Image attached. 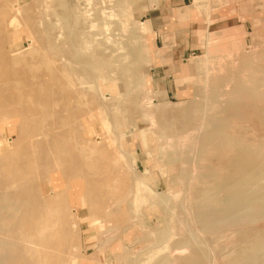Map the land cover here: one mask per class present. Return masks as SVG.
Returning <instances> with one entry per match:
<instances>
[{
	"label": "rangeland",
	"instance_id": "obj_1",
	"mask_svg": "<svg viewBox=\"0 0 264 264\" xmlns=\"http://www.w3.org/2000/svg\"><path fill=\"white\" fill-rule=\"evenodd\" d=\"M263 40L264 0H0V180L47 166L57 184L42 193L38 178L37 194L55 196L46 216L68 222L55 223L63 235L40 231L45 246L20 239L26 256L38 264H230L245 248L240 235L264 234V214L244 223L209 218L205 227L192 199L214 181L200 177L212 166L200 147L211 123L227 117L232 137L264 134V105L231 96L254 81L264 91ZM241 99L253 114L234 121L224 109ZM227 165L215 177L237 167ZM256 181L264 185V173ZM189 254L195 261L186 263ZM241 264H264V254Z\"/></svg>",
	"mask_w": 264,
	"mask_h": 264
},
{
	"label": "bare ground",
	"instance_id": "obj_2",
	"mask_svg": "<svg viewBox=\"0 0 264 264\" xmlns=\"http://www.w3.org/2000/svg\"><path fill=\"white\" fill-rule=\"evenodd\" d=\"M264 42V40H263ZM263 48V47H262ZM2 52V51H1ZM5 52V51H4ZM3 55V54H2ZM6 55V54H5ZM1 60V59H0ZM25 60V59H24ZM250 60V59H249ZM261 60V59H260ZM264 60V59H263ZM262 60V61H263ZM243 61V60H242ZM245 61L247 62L248 59H245ZM251 62L253 61L252 59L250 60ZM246 62L245 65L246 66ZM2 63V62H1ZM250 63V62H249ZM260 63V62H259ZM244 64V63H243ZM251 64V63H250ZM261 64V63H260ZM259 64V65H260ZM6 65V64H5ZM258 65V64H256ZM259 67V66H258ZM11 68V67H10ZM14 68V66H13ZM16 68V67H15ZM243 67H241L242 69ZM254 68V67H253ZM240 69V70H241ZM248 70V69H247ZM258 70V69H257ZM44 71V70H43ZM75 71V70H74ZM80 71V69H79ZM231 71V70H230ZM252 72V69L250 70ZM10 72V71H9ZM21 72V70L19 71ZM24 72V71H23ZM22 73V72H21ZM26 73V71H25ZM231 73V72H230ZM240 73V72H239ZM245 73V72H244ZM11 74V73H10ZM29 74V73H28ZM39 74V73H38ZM59 74V73H58ZM20 75V74H19ZM35 75V74H33ZM60 75V74H59ZM22 76H25L24 74ZM38 76V75H37ZM45 76V75H44ZM239 76V75H238ZM57 77V76H56ZM242 77V76H240ZM248 77V76H247ZM28 78V77H27ZM46 78V77H45ZM16 79V78H15ZM24 79V78H23ZM55 79V78H54ZM245 79V78H244ZM253 79V78H252ZM43 80V79H42ZM62 80V77H61ZM71 80V79H70ZM255 80V79H254ZM257 80V79H256ZM23 81V80H22ZM30 81V80H29ZM54 81V80H53ZM51 82V81H50ZM248 82V81H247ZM252 82V81H251ZM251 82H248L251 84ZM46 83V82H45ZM44 83V84H45ZM57 83V81H55V84ZM237 83V82H236ZM242 83L244 84V82L242 81ZM241 83V84H242ZM29 86V83H26ZM25 84V85H26ZM39 84V83H37ZM60 84V83H58ZM239 83H237L236 85H238ZM240 84V85H241ZM253 88H250V85L248 84L247 88H243L241 87H237L234 88L233 90V94L231 95L233 98L234 96H243L245 94H249L250 96L254 97L257 101H260L263 105H264V91L261 90V88L259 89V81H254L252 82ZM32 85V84H31ZM46 85H48L46 83ZM45 88L49 89V87L47 86ZM246 85V83L244 84ZM57 86V85H56ZM59 86V85H58ZM20 87V86H18ZM41 87L43 88L44 85H41ZM246 87V86H244ZM27 88V86H26ZM41 88V90H43ZM44 88V89H45ZM20 89V88H19ZM28 89V88H27ZM55 89V88H54ZM70 89V88H69ZM12 90V89H11ZM32 90V89H31ZM30 90V91H31ZM33 90H36L33 89ZM57 90V89H56ZM13 91V90H12ZM37 91V90H36ZM204 91V90H203ZM47 92V90H46ZM50 92V91H48ZM32 93V92H30ZM42 92H39V94ZM35 94V92H34ZM54 94V93H53ZM22 95V94H21ZM32 95V94H31ZM38 95V94H37ZM43 95H44V90H43ZM46 95V93H45ZM45 95L43 97H45ZM26 96V95H25ZM40 96V95H39ZM48 98L50 97V94H47ZM2 97V96H1ZM66 97V95H65ZM7 98V97H6ZM16 98V97H15ZM14 98V99H15ZM24 98V97H23ZM47 98V97H45ZM44 98V99H45ZM229 98V97H228ZM231 98V97H230ZM238 99V97H236ZM66 99V98H65ZM68 99V97H67ZM74 99V98H73ZM235 99V98H234ZM243 99V98H242ZM241 99V100H242ZM245 99V98H244ZM21 100V99H20ZM19 100V101H20ZM24 100V99H23ZM46 100V99H45ZM246 100V99H245ZM33 101V100H32ZM37 101V99L35 100ZM39 101V99H38ZM37 101V103L39 104V102ZM41 101H43V99L41 98ZM211 101V100H210ZM247 101V100H246ZM251 102V101H250ZM254 102V101H253ZM15 103V102H14ZM19 103V102H18ZM46 103V102H45ZM76 103V102H75ZM216 103V102H215ZM247 103V102H246ZM245 103L244 100L242 101H234L233 103H229L228 105L225 106V113L224 114H228L229 116L231 115L232 118H234V121L236 120H242L245 117H249L252 114L248 113L247 111L249 110V106ZM252 103V102H251ZM33 104V103H32ZM42 104V106H43ZM249 104V103H248ZM17 105V104H16ZM41 105V104H39ZM46 105V104H45ZM40 106V108L42 107ZM173 106V105H172ZM9 107V106H8ZM224 107V106H223ZM222 107V108H223ZM264 107V106H263ZM14 108V107H13ZM64 108V107H62ZM5 109V108H4ZM169 109V108H168ZM248 109V110H247ZM251 109V108H250ZM257 109V108H256ZM46 110V109H45ZM120 110V109H119ZM223 110V109H222ZM168 111V110H167ZM197 111V110H196ZM217 111V109H216ZM254 111V110H253ZM3 112V111H2ZM33 112V111H30ZM42 112V111H40ZM264 112V111H262ZM223 113V112H222ZM223 115V119L225 118L224 114ZM251 114V115H247ZM258 113V112H257ZM256 113V115H257ZM17 114V113H16ZM15 114V115H16ZM28 114V113H27ZM58 114V113H57ZM60 114V113H59ZM91 114V113H90ZM260 114V113H259ZM64 115V114H63ZM26 116V115H25ZM31 116H33L31 114ZM37 116V115H36ZM41 116V115H40ZM80 116V115H79ZM168 116V115H167ZM16 117V116H15ZM18 117V116H17ZM23 117V115H22ZM208 117V116H207ZM25 118V117H24ZM65 118V117H63ZM251 118V117H250ZM19 119V118H17ZM35 119V118H34ZM59 119V118H58ZM62 119V118H61ZM222 119V118H221ZM220 119V120H221ZM222 119V120H223ZM227 117L224 119L226 121ZM256 119V118H255ZM40 120V119H39ZM228 120V119H227ZM249 120V119H248ZM248 120L246 122H248ZM223 121H218V122H213L211 124H209L211 126V129H209L210 131L207 132L206 134H201L203 135L202 138V146L201 149H203V152L206 153V157L208 158V156L211 159V163L212 166L209 168L208 172H206L207 170H205V174L203 172V175L200 176L203 179L207 178H212L213 184L209 183L207 184V182L203 183L204 186L206 185V187L202 188L201 190H197L194 191L192 194V199L193 201H198V203L200 204V208L198 209V207H196L199 210V214L201 219L203 220L202 225L203 226H210L211 223L209 222V218H213V220L217 223V220L220 224V219H231L233 222H240V221H250L252 219H256L258 217H262L264 214V185H261V183H257L260 181H256L257 176L262 175L264 173V134L261 135V137H258V134L255 133V135L258 137H256L255 139H251L250 140L246 137H232V135L229 136V132H227V130H229L227 128V124L226 122ZM230 121V120H229ZM228 121V122H229ZM241 121V122H242ZM63 122V121H62ZM68 122V120H67ZM194 122V121H193ZM245 122V121H244ZM39 123V122H38ZM50 123H52L50 121ZM250 123V122H249ZM206 126H208V123L206 122ZM231 124V123H230ZM245 124V123H244ZM39 125V124H38ZM67 125V124H66ZM201 125V124H200ZM52 126V124H51ZM247 126V125H246ZM256 126V125H254ZM19 127V126H18ZM40 127V126H39ZM77 127V126H76ZM250 127V126H249ZM60 128V127H59ZM62 128V127H61ZM75 128V127H74ZM209 128V127H208ZM253 128V127H252ZM39 129V128H38ZM172 129V128H171ZM207 129V127H206ZM205 129V130H206ZM55 130V129H54ZM174 130V129H173ZM208 130V129H207ZM263 130V129H262ZM33 131V130H32ZM19 132V131H18ZM42 132V131H41ZM205 132V131H203ZM241 132V130L239 131V133ZM261 132V131H260ZM16 133V132H15ZM43 133V132H42ZM81 133V132H80ZM174 133V132H173ZM178 133V132H177ZM176 133V134H177ZM242 133V132H241ZM263 133V132H261ZM38 134V133H37ZM40 134V133H39ZM74 134V133H73ZM15 135V134H14ZM43 135V134H42ZM174 135V134H173ZM184 135V134H183ZM207 135V136H206ZM260 135V133H259ZM175 136V135H174ZM185 136V135H184ZM37 138V137H36ZM170 138V136L168 137ZM199 138V137H198ZM197 138V139H198ZM254 138V137H253ZM263 138V139H262ZM31 139V138H30ZM34 139V138H33ZM46 139V138H45ZM67 139V138H66ZM76 139V138H75ZM36 140V139H35ZM49 140V139H47ZM46 140V141H47ZM70 140V139H69ZM177 140V139H176ZM261 140V141H260ZM44 141V140H43ZM106 141V140H105ZM33 143H35L34 141H32ZM61 142V141H60ZM108 142V141H107ZM45 143V142H44ZM200 143V142H199ZM31 145V143H28ZM37 144V143H36ZM64 144V143H63ZM72 144V143H71ZM34 145V144H33ZM40 145V144H39ZM51 145L53 146V149L55 152L60 154V148L62 147V145L58 142L55 141V139L51 140ZM66 145V144H65ZM112 145V144H111ZM36 146V145H35ZM33 146V147H35ZM10 147V146H9ZM32 147V146H31ZM46 147V146H45ZM67 147V146H66ZM199 147V148H200ZM71 148H73L71 146ZM187 148V147H186ZM36 149V148H35ZM190 149V147H189ZM32 150V149H31ZM178 150L180 151V155L184 156L187 158V156L190 154L187 153L185 155H182L181 152L182 149L180 150L178 148ZM185 150V149H184ZM188 150V149H186ZM205 150V151H204ZM17 151V150H16ZM28 151V150H27ZM48 151V150H47ZM50 151V150H49ZM71 151V150H70ZM189 151V150H188ZM3 152V151H2ZM32 152V151H31ZM36 152V151H35ZM75 152V151H74ZM172 150H171V154H172ZM201 152V153H203ZM25 153V151H24ZM70 153V152H68ZM81 153V152H80ZM179 153V152H178ZM34 155V153H32ZM31 154V155H32ZM37 154V152H36ZM1 155V154H0ZM51 155V154H50ZM69 155V154H68ZM66 155V156H68ZM83 155V154H81ZM65 156V155H64ZM172 156V155H171ZM179 156V155H178ZM202 156V155H201ZM24 157V156H23ZM30 157V156H29ZM69 158H71L69 156ZM84 158V156H83ZM173 158V157H172ZM180 158V157H179ZM200 158V157H199ZM25 159L26 156H25ZM31 159V158H30ZM87 159V158H86ZM175 158L172 159V161ZM202 159V158H201ZM35 160H38L37 158ZM53 160V159H52ZM106 160V159H105ZM186 160V159H183ZM206 160V159H205ZM182 161V160H181ZM34 162V160H33ZM32 162V163H33ZM54 162V161H53ZM64 162V161H63ZM71 162V161H70ZM68 162V163H70ZM85 162V161H84ZM184 162V161H183ZM229 162L234 163V166L236 167L235 170H228V167H226L228 170L226 172V175L223 178L220 177H215L214 175V169L219 165L220 169H222L221 167L223 166H228L227 164ZM37 163V162H35ZM34 163V164H35ZM94 163V162H93ZM7 164V162H6ZM33 164V165H34ZM71 164V163H70ZM87 164V163H85ZM89 164V163H88ZM205 164V163H204ZM210 164V161H209ZM16 165V164H15ZM37 165V164H36ZM66 165V164H65ZM68 165V164H67ZM74 166V165H73ZM94 166V165H93ZM187 166V164H186ZM15 167V166H14ZM70 167V166H69ZM65 166L62 169V172L60 174L61 175H65L66 174H71L74 167H70ZM88 167V166H87ZM182 167V166H181ZM180 167V168H181ZM193 167V166H192ZM200 167V166H199ZM209 167V166H208ZM233 167V164H232ZM35 168V167H33ZM69 168V169H68ZM85 168V167H84ZM184 168V167H183ZM188 168V167H187ZM234 168V167H233ZM43 169V168H42ZM46 170H39L35 171L33 170L30 166L25 167L20 173H18L15 176H10V177H5V179L0 180V234H4L6 236H9L11 239H8L7 241H5L3 238H0V264H38L39 261L38 259H30L29 257L26 256V253L28 248L24 247L23 245H19L18 241L20 239L22 240H29L30 242H32L34 245V247L37 246H45L48 243V240H46V237L41 238L40 235V231L41 230H47V232H51V233H55L56 235H63L64 234V230H62L61 228H56L55 223H58L60 227H66V225L68 224L67 220L65 217H61L56 220L53 219L49 216H46V212H48L47 210V205L50 204V202L53 201L54 197H48L46 195V199L43 198V200H41V198L38 196L37 192L39 193L40 191L37 190L36 188V182H38V178H44L45 182H44V186L41 188V192L44 193L47 191H49V189H51L52 186H54L56 183V180L53 179L49 174L48 171V167L46 166L45 168ZM185 169V168H184ZM207 169V168H206ZM14 170V169H13ZM90 170V169H89ZM120 170V169H119ZM129 170V169H128ZM204 170V169H203ZM219 169L216 168V171H218ZM224 170V168H223ZM225 170V171H226ZM77 171V170H76ZM101 171V170H100ZM183 171V169H182ZM185 171V170H184ZM214 171V172H213ZM90 172V171H89ZM199 172V173H200ZM219 172V171H218ZM78 173V172H77ZM86 173V172H85ZM94 173V172H93ZM99 173V171H98ZM101 173V172H100ZM91 174V172L89 173V175ZM11 175V174H10ZM87 175V174H86ZM87 175V176H89ZM99 175V174H98ZM101 175V174H100ZM120 176V175H119ZM123 176V175H122ZM141 176V175H140ZM198 176V175H197ZM218 176V174H217ZM249 176V177H248ZM63 177V176H61ZM67 177V176H66ZM75 177V176H74ZM199 177V179L201 180V178ZM262 177V176H261ZM3 178V176H2ZM260 178V177H259ZM61 179V178H58ZM87 179V178H86ZM116 179V178H115ZM37 180V181H36ZM43 180V181H44ZM42 181V180H41ZM42 181V182H43ZM67 181V180H66ZM100 181V180H99ZM105 181V180H104ZM129 181V180H127ZM131 181V180H130ZM211 181V179H210ZM68 182V181H67ZM87 184H90V182L87 180L86 181ZM109 182V181H108ZM95 183V182H94ZM97 183H100L97 181ZM133 183V182H132ZM39 184V183H37ZM102 184V183H101ZM108 184V183H107ZM79 185L81 186V181L77 184V186L79 187ZM104 185V184H103ZM139 185V184H138ZM39 186V185H38ZM92 186V185H91ZM98 186V185H96ZM101 185L99 184L98 187H100ZM111 186V185H109ZM113 186V185H112ZM202 186V185H201ZM85 187V186H84ZM97 187V188H98ZM140 187V186H139ZM48 188V189H46ZM83 188V187H82ZM96 188V189H97ZM102 188V187H100ZM125 188V187H124ZM132 188V187H131ZM52 190V189H51ZM107 190V189H106ZM122 190V189H121ZM130 190V189H129ZM180 190V189H179ZM190 190V189H189ZM53 191V190H52ZM98 191V190H97ZM118 191V190H117ZM135 191V190H134ZM96 192V190H95ZM92 190H89L87 193L88 196L91 198H93L94 200H100L101 198L99 197V194L96 192L95 193ZM128 192V191H127ZM177 192V191H176ZM179 192V191H178ZM51 193V192H50ZM105 193V191H104ZM132 193V191H131ZM143 193V192H142ZM141 193V194H142ZM145 193V192H144ZM120 194V192H119ZM149 194V193H148ZM50 196V194H48ZM86 195V194H85ZM106 195V193H105ZM126 195V194H125ZM144 195V194H143ZM137 196V195H136ZM190 196V195H189ZM117 197V196H116ZM140 198V197H139ZM138 198V199H139ZM120 199V198H119ZM133 199V198H132ZM190 199V198H189ZM191 199V200H192ZM125 200V198H124ZM133 201V200H132ZM141 201V200H140ZM184 201V200H183ZM124 202V201H123ZM189 202V201H188ZM192 202V201H190ZM110 203V202H109ZM114 204V203H113ZM135 204V203H134ZM144 204V203H143ZM193 204V203H192ZM104 205V203H103ZM111 205V204H110ZM110 205H107L108 207ZM91 206V205H90ZM95 206V205H94ZM114 206V205H113ZM148 206V205H147ZM107 207V208H108ZM182 207V206H181ZM187 207V206H186ZM106 208V210H108ZM114 208V207H113ZM189 208V207H188ZM195 208V209H196ZM77 209V208H76ZM89 209V208H88ZM111 209V206H110ZM121 209V208H120ZM196 209V210H197ZM103 210V209H102ZM114 211V210H113ZM128 211V210H127ZM124 211V212H127ZM51 212V211H50ZM74 212V211H73ZM80 212V211H79ZM112 212V210H110V213ZM139 212V211H138ZM137 213V212H136ZM80 214V213H79ZM104 214V213H103ZM106 215V214H104ZM197 215V214H196ZM94 216V215H93ZM121 216H124L123 214ZM137 217V216H136ZM121 217H119V221ZM123 219V218H122ZM197 219V217H196ZM199 219V217H198ZM127 220V219H126ZM200 220V219H199ZM212 220V221H213ZM41 221V222H40ZM103 221V220H102ZM105 221V220H104ZM171 221V220H170ZM213 221V222H214ZM117 222V221H116ZM126 222V221H125ZM169 222V221H167ZM214 222V223H215ZM231 222V221H230ZM241 222V223H242ZM98 223V221H94L93 222ZM103 223V222H102ZM122 223V222H121ZM120 223V224H121ZM124 223V221H123ZM240 223V225H241ZM244 223V222H243ZM159 224V223H158ZM225 224V223H224ZM231 224V223H230ZM246 224V223H245ZM248 224V223H247ZM126 225V223H125ZM153 225V224H152ZM172 225V224H171ZM201 225V226H202ZM222 225V224H221ZM239 225V224H238ZM239 225V226H240ZM116 226V225H115ZM114 226V227H115ZM180 226V225H179ZM200 226V225H199ZM200 226V227H201ZM218 226V225H217ZM235 226V225H234ZM243 226V225H242ZM252 226V225H251ZM97 227V226H96ZM177 227V226H175ZM237 227V225L235 226V228ZM204 228V227H203ZM212 228V227H211ZM153 229V228H152ZM208 229V228H207ZM218 229V227H217ZM220 229V228H219ZM237 229H240L237 228ZM245 229V228H244ZM243 228H241L242 231H245ZM206 230V229H205ZM210 231V230H209ZM239 231V230H238ZM247 231V230H246ZM213 232V231H212ZM248 235L250 236L249 241L245 242L246 237L240 235V239L242 242L241 246L245 248L240 249L237 254L230 260V264H241L244 261H249L252 260L255 257H258L260 255L264 254V234L262 232L259 233L258 231H254L251 229L248 230ZM234 233V232H233ZM241 233V232H240ZM244 233V232H243ZM154 234V233H153ZM3 235V236H4ZM208 235V233H207ZM247 236V235H246ZM249 238V237H248ZM59 239V238H58ZM239 239V240H240ZM244 239V240H243ZM63 240V239H62ZM69 240V239H68ZM227 240V239H226ZM238 241V240H237ZM66 242V241H65ZM234 242V241H233ZM18 243V244H16ZM101 243V242H100ZM99 243V244H100ZM238 243V242H237ZM244 244V246H243ZM27 245V244H26ZM25 245V246H26ZM30 245V244H29ZM32 245V244H31ZM32 248V246H30ZM30 248V249H31ZM237 248V247H236ZM50 249V248H49ZM34 250H37L34 248ZM33 250V251H34ZM197 250V249H196ZM231 250V249H230ZM30 251V250H29ZM32 251V249H31ZM30 251V252H31ZM38 252V251H37ZM191 252V251H190ZM189 252V253H190ZM57 253V251H56ZM62 253V252H61ZM60 253V254H61ZM30 254V253H29ZM34 254V253H33ZM59 254V253H58ZM195 256V253H193ZM197 254V253H196ZM53 255V254H52ZM190 255V254H189ZM45 256V255H44ZM43 256V259L46 257ZM55 256V255H54ZM198 256V255H197ZM201 256V255H200ZM186 263L188 262H192L195 261L193 259V257L190 255L189 257L186 256ZM185 258V257H184ZM195 258V257H194ZM200 258V257H199ZM49 259V258H48ZM57 259V258H56ZM193 259V260H192ZM198 259V258H197ZM201 259V258H200ZM182 263L184 260H181ZM201 261V260H200ZM96 262V261H95ZM42 263V262H41ZM123 263V262H122ZM171 263V262H170ZM58 264V263H57ZM105 264V263H104Z\"/></svg>",
	"mask_w": 264,
	"mask_h": 264
}]
</instances>
